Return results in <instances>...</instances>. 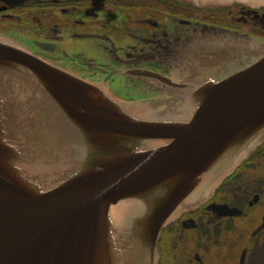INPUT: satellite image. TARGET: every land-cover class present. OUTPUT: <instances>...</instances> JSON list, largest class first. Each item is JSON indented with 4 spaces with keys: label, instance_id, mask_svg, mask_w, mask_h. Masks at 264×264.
I'll return each instance as SVG.
<instances>
[{
    "label": "water",
    "instance_id": "1",
    "mask_svg": "<svg viewBox=\"0 0 264 264\" xmlns=\"http://www.w3.org/2000/svg\"><path fill=\"white\" fill-rule=\"evenodd\" d=\"M225 53L170 99L127 100L0 32V264H158L162 228L264 141V40Z\"/></svg>",
    "mask_w": 264,
    "mask_h": 264
},
{
    "label": "flooded vegetation",
    "instance_id": "2",
    "mask_svg": "<svg viewBox=\"0 0 264 264\" xmlns=\"http://www.w3.org/2000/svg\"><path fill=\"white\" fill-rule=\"evenodd\" d=\"M0 32L33 53L106 85L123 99L161 101L181 88L176 81L195 84L201 56L215 52L225 57L232 42L264 40V6L234 2L197 7L176 0H0ZM238 58L220 61L216 74L224 77L238 68ZM263 203L264 142L208 200L162 230L159 264H264V210L252 213ZM222 204L232 210L222 212L217 207Z\"/></svg>",
    "mask_w": 264,
    "mask_h": 264
},
{
    "label": "rangeland",
    "instance_id": "3",
    "mask_svg": "<svg viewBox=\"0 0 264 264\" xmlns=\"http://www.w3.org/2000/svg\"><path fill=\"white\" fill-rule=\"evenodd\" d=\"M253 210H254V211H252L253 214L260 215V213L264 210V203H263V205L255 207Z\"/></svg>",
    "mask_w": 264,
    "mask_h": 264
}]
</instances>
